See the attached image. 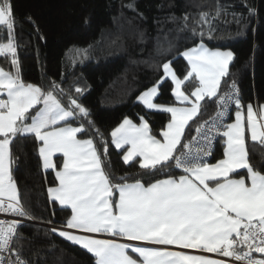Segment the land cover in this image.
<instances>
[{"label":"snow or ice","instance_id":"6c2138e0","mask_svg":"<svg viewBox=\"0 0 264 264\" xmlns=\"http://www.w3.org/2000/svg\"><path fill=\"white\" fill-rule=\"evenodd\" d=\"M200 20L210 23L207 13H202ZM15 24L11 0H0V28L7 33V42H0V56L10 58L15 69L8 72L0 68V95L6 96L0 98V213L34 219L22 204L13 179L10 148L18 136L32 135L39 144L43 169L55 173V186L47 188L48 201L70 209L62 226L67 230L52 227L49 231L92 254L95 264H228L224 259L186 254L168 246L216 254L239 264H264V165L257 170L248 150L249 140L264 146V105L257 113L249 104L245 117L238 96L232 91L219 94L233 59L231 51L212 50L203 42L185 49L178 53L187 61L183 78L173 70L172 59L162 63L160 79L136 98L148 110L170 114L160 138L151 134L144 116L138 124L125 117L110 133L116 149L129 146L122 157L124 164L138 158L139 168L151 174L164 168L180 169L183 174L176 177L169 173L167 178L147 184L140 180L129 183L125 175L114 183L103 166L102 155H108L109 147L103 133L95 129L102 154L93 138H78L94 127L88 119L89 110L72 96L65 106L55 94L59 88L55 83L44 91L21 79ZM200 36H204L203 31ZM208 36L212 38L211 29ZM168 78L171 94L180 106L154 102ZM192 79L197 84L189 94L182 86ZM231 89L235 90V84ZM75 92L82 94L83 89L77 87ZM206 98H215L218 110L210 121L198 124L196 135L185 142V130L199 116ZM233 102L235 120L225 123L228 105ZM72 120L81 123L71 126ZM216 136L224 138L223 158L209 164L204 157L211 154ZM57 154L62 156V164L54 162ZM241 169L246 170V178H233ZM20 223L0 220V253L16 256L15 261L9 258L8 264H27L11 248ZM88 234L119 237L125 242ZM4 260L0 255V264Z\"/></svg>","mask_w":264,"mask_h":264},{"label":"trees","instance_id":"16d2710c","mask_svg":"<svg viewBox=\"0 0 264 264\" xmlns=\"http://www.w3.org/2000/svg\"><path fill=\"white\" fill-rule=\"evenodd\" d=\"M11 2L16 18L14 32L21 79L44 91L55 83L59 85L55 94L65 106L72 96L89 110L88 119L93 121L94 127H88V131L78 137L93 138L102 154L103 145L95 129L103 133L109 145L108 155H102L103 166L114 183L121 182L119 177L125 175L129 183L140 180L147 184L166 178L169 173L183 174L175 168L151 174L139 168L138 158L134 163L124 164L123 149L118 150L111 144L110 133L125 117L138 122L139 117L144 116L151 133L159 137L170 114L148 110L136 98L160 79V66L169 59L173 60V70L183 77L187 62L178 53L185 49L201 42L209 48L230 49L233 59L228 74L222 78L219 94L236 84L242 105L264 104V0ZM202 13L208 14L209 24L201 22ZM0 42H7L4 28H0ZM0 67L15 71L10 58L5 56H0ZM196 84L192 79L182 89L190 94ZM77 87L83 89L82 94L75 92ZM171 88L168 78L160 85L154 101L176 104ZM216 108L215 98L202 102L199 116L185 130V142ZM231 118L232 115L229 121ZM80 123L81 120L70 122L74 126ZM85 125L87 127L86 121ZM38 147L32 135L18 136L10 145L13 179L22 204L34 217L18 226L14 248L27 264H95L92 254L49 231V224L64 225L70 209L48 201L47 188L55 185V173L43 169ZM248 150L253 165L260 170L264 165V146L249 140ZM221 154L220 137L209 162ZM55 162L61 164V157L57 156ZM241 175H246L244 169L233 174Z\"/></svg>","mask_w":264,"mask_h":264},{"label":"built area","instance_id":"2783aa9c","mask_svg":"<svg viewBox=\"0 0 264 264\" xmlns=\"http://www.w3.org/2000/svg\"><path fill=\"white\" fill-rule=\"evenodd\" d=\"M231 86H232V85H231ZM231 86H230L229 88H227V89L222 93V95H223L225 92L232 91L233 95H234V96H238L239 99H240L241 94H240L239 87L235 84V90H232V89H231ZM234 109H235L234 102H233V103H230V104L228 105V112L225 114V118H224L225 123H228L229 118H230V116L233 114ZM217 110H218V109L216 108V110H215V111H214V112H213V113H212L207 119H205L204 121H210V120L212 119V117L215 116ZM204 121H202L201 123H203ZM194 135H196L195 130H194V132L191 134V136H190V138H189L188 140H190L191 137L194 136ZM219 139H220V136H216V137L213 139V141H212V147H211V154H210L209 156H207V157H204L205 162H207V163L209 162L211 156L213 155V151H214V149H215V147H216V144H217V142L219 141ZM188 140H187V141H188ZM187 141H186V142H187ZM181 150H182V149H181ZM177 154H179V152H178ZM177 170H179V171L182 173V170H180V169H177ZM0 220H6V221H8V220H19V221H21L20 224H22V223H26V222H29V221H30V219H26V218L19 217V216H11V215H7V214H4V213H0ZM20 224H19V225H20ZM19 225H18V226H19ZM62 226H63V225H61V224H49V227H50V228L55 227V228H57V229L67 230V229H63ZM11 248L15 250V248H14V240H13V242H12V244H11ZM15 251H16V250H15ZM0 255H2V256L5 257L4 264H8V259H9V258H10L11 260H13V261L16 260V256L13 255L11 252L0 253ZM213 255H214V257L217 258V259H224V260L228 261V264H239V262L233 261L231 258H226V257L217 256L216 254H213ZM258 255H259V254H254V256H258Z\"/></svg>","mask_w":264,"mask_h":264},{"label":"crops","instance_id":"0c3cea01","mask_svg":"<svg viewBox=\"0 0 264 264\" xmlns=\"http://www.w3.org/2000/svg\"><path fill=\"white\" fill-rule=\"evenodd\" d=\"M198 45V44H197ZM230 63V62H229ZM1 68V67H0ZM5 71H7V70H5ZM9 72V71H8ZM170 79V78H169ZM34 85V84H33ZM183 90V89H182ZM145 91V90H144ZM140 95V94H139ZM138 95V96H139ZM0 98H5L6 99V96H2V95H0ZM194 99V98H193ZM155 102V101H154ZM156 103V102H155ZM157 104H159V103H157ZM163 105H175V106H180L178 103H176V104H163ZM249 104H247V105H243V109H242V111H243V113H244V115H245V117H246V114H247V106H248ZM252 106H253V109L257 112V113H259V107L261 106V105H264V104H260V105H257V104H251ZM235 112H236V108L234 109V111H233V114H232V118H231V120L230 121H228V123H231V122H234V120H235ZM170 119V118H169ZM123 120V119H122ZM122 120L119 122V123H121L122 122ZM29 123H30V120L28 121ZM134 122V121H133ZM168 122V121H167ZM167 122H166V124H167ZM118 123V124H119ZM134 123H139V121L138 122H134ZM165 124V125H166ZM164 125V126H165ZM71 126H74V125H72L71 124ZM118 125H116L115 127H117ZM114 127V128H115ZM113 128V129H114ZM152 134V133H151ZM78 138H80V137H78ZM157 138H160V137H157ZM80 139H87V138H80ZM223 140H224V138L223 137H221V143H222V154H221V156L219 157V158H217V159H215V160H213V161H210V162H208L209 164H215L219 159H222L223 158V147H224V144H223ZM129 146H124V148H123V152H122V157H123V155H124V152H126L127 151V148H128ZM57 156H60L61 157V164H62V160H63V158H62V156L60 155V154H57L56 156H54V162H55V159H56V157ZM42 163V162H41ZM241 170H243V169H241ZM239 171V170H238ZM246 171V170H245ZM179 176V175H178ZM178 176H176V177H178ZM246 176H247V172H246V175H241V176H233V178H241V177H244V178H246ZM167 178V177H166ZM162 179H165V178H162ZM130 183H132V182H130ZM53 186H55V185H53ZM117 198H118V194H117ZM69 231H75V230H69ZM76 234H81V233H76ZM88 235H91V236H93L94 238H97V239H116L118 242H125V241H123V240H121L119 237H111V236H107V235H105V234H88ZM129 243H132V244H137V245H140L141 244V242H129ZM141 246H143V245H141ZM154 247H160V246H154ZM169 247V250H179V251H184L186 254H194V255H207V256H210L211 258H215L214 257V255L213 254H210V253H202V252H199V251H197V250H192V249H176V248H174V247H172V246H168ZM129 254H131V255H133L134 257H137V256H135V254H132L131 252H130V250H129ZM217 259V258H216Z\"/></svg>","mask_w":264,"mask_h":264},{"label":"rangeland","instance_id":"374dc122","mask_svg":"<svg viewBox=\"0 0 264 264\" xmlns=\"http://www.w3.org/2000/svg\"><path fill=\"white\" fill-rule=\"evenodd\" d=\"M199 44V43H198ZM196 46V45H195ZM195 46H192V47H195ZM206 46V45H205ZM208 47V46H206ZM191 48V47H190ZM209 48V47H208ZM209 49H212V50H220V51H231L230 49H221V48H209ZM187 62V61H186ZM180 78H183V77H180ZM143 92V91H142ZM133 258H136V259H139L138 257H134Z\"/></svg>","mask_w":264,"mask_h":264}]
</instances>
